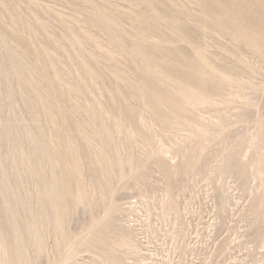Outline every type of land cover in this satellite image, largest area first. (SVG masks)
<instances>
[{
	"label": "rangeland",
	"instance_id": "rangeland-1",
	"mask_svg": "<svg viewBox=\"0 0 264 264\" xmlns=\"http://www.w3.org/2000/svg\"><path fill=\"white\" fill-rule=\"evenodd\" d=\"M0 264H264V0H0Z\"/></svg>",
	"mask_w": 264,
	"mask_h": 264
},
{
	"label": "bare ground",
	"instance_id": "bare-ground-1",
	"mask_svg": "<svg viewBox=\"0 0 264 264\" xmlns=\"http://www.w3.org/2000/svg\"><path fill=\"white\" fill-rule=\"evenodd\" d=\"M25 156V155H24ZM22 159V158H21ZM27 160H28V158H27ZM21 162V161H20ZM10 200V199H9ZM18 236V235H17ZM30 236H31V234H30ZM16 239H18V238H16ZM23 255V254H22ZM4 262V261H3Z\"/></svg>",
	"mask_w": 264,
	"mask_h": 264
}]
</instances>
